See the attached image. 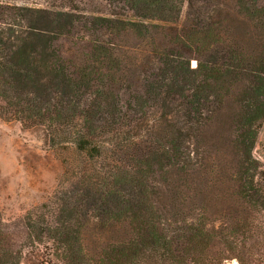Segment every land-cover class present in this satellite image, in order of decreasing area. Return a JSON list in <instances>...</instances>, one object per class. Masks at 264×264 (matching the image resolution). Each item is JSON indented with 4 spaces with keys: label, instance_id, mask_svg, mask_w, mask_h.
Instances as JSON below:
<instances>
[{
    "label": "trees",
    "instance_id": "1",
    "mask_svg": "<svg viewBox=\"0 0 264 264\" xmlns=\"http://www.w3.org/2000/svg\"><path fill=\"white\" fill-rule=\"evenodd\" d=\"M207 1L108 0L126 14L85 19L125 34L194 9L126 105L111 70L90 64L108 56L80 67L64 57L73 6L0 3V117L43 126L51 145L66 139L86 159L68 189L23 217L20 242L0 217V264H264V167L253 154L264 0ZM109 45L95 39L92 50Z\"/></svg>",
    "mask_w": 264,
    "mask_h": 264
},
{
    "label": "rangeland",
    "instance_id": "2",
    "mask_svg": "<svg viewBox=\"0 0 264 264\" xmlns=\"http://www.w3.org/2000/svg\"><path fill=\"white\" fill-rule=\"evenodd\" d=\"M192 2L194 7H198L208 1ZM0 3L65 11L73 6L71 12L79 23L69 36L61 39L64 57L70 65L80 67L85 59L93 58L100 62V58L108 56L101 66L95 62L90 64L111 70L112 76L108 79L125 105L134 97L144 71L148 72L155 66V55L173 46L174 29H180L189 22L194 12L185 3L176 24L165 27L157 24L159 27L148 31L123 34L83 25L86 18L93 23L95 17L126 14L121 5L110 4L108 0H74L73 3L68 0H0ZM95 39L110 44L108 49L102 53L94 52ZM191 65L194 66V62ZM114 151H108V155L115 158ZM253 154L264 167V123ZM82 160L86 161L66 139L51 145L45 127L23 128L17 121L0 117V217L15 243L23 237V217L34 207L68 189L76 180L78 168L86 164H82Z\"/></svg>",
    "mask_w": 264,
    "mask_h": 264
}]
</instances>
